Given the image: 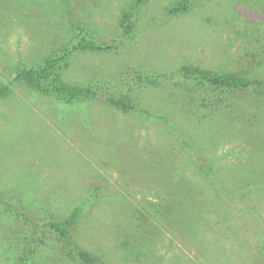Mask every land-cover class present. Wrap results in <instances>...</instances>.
I'll list each match as a JSON object with an SVG mask.
<instances>
[{
  "label": "rangeland",
  "instance_id": "obj_1",
  "mask_svg": "<svg viewBox=\"0 0 264 264\" xmlns=\"http://www.w3.org/2000/svg\"><path fill=\"white\" fill-rule=\"evenodd\" d=\"M133 4L0 0V264H80L74 245L103 264H264V0H146L126 32ZM81 40L108 49L56 77L90 100L13 81ZM184 66L258 84L217 90ZM186 97L214 113L198 121ZM74 209L71 245L48 225Z\"/></svg>",
  "mask_w": 264,
  "mask_h": 264
},
{
  "label": "trees",
  "instance_id": "obj_2",
  "mask_svg": "<svg viewBox=\"0 0 264 264\" xmlns=\"http://www.w3.org/2000/svg\"><path fill=\"white\" fill-rule=\"evenodd\" d=\"M145 1L146 0H134V4L130 7V9L122 14L121 23L126 32L131 30V18L134 11ZM186 10L187 6L184 3H179L169 10V14H182L185 13ZM107 49V47L98 46L90 40H81L76 44L66 45L57 54L46 58L40 66L30 68H18L15 71L13 81L18 82L19 84L24 85L26 87H29L37 92L51 94L59 100L67 103L88 101L93 96L91 90L88 87L64 84L57 79V73L59 72L61 67L66 63L70 55L73 53L100 52L106 51ZM180 74L186 79H194L198 81L200 85L217 90L231 91L237 93L242 92L251 85L258 84L255 81H247L234 74L217 75L192 66L182 67L180 70ZM9 93L10 89L8 86H0V99L5 98ZM107 102L109 105L113 106L118 110H130L124 100L108 99ZM179 107L186 114L195 116L198 121H202L214 113V111L205 110V112H203L202 110L195 108L193 106V102H191V99L187 97L182 99ZM169 121L171 122V120ZM202 172L204 175L209 177V174L212 172V170L208 168L207 170H202ZM10 203L8 200L0 198V207L3 208L4 212L7 214H10L12 212V207ZM199 204L200 203H190L189 207L191 210H193L197 206H199ZM202 204L204 205L205 202H203ZM17 206L21 207L20 201H18ZM78 215V209H74L66 220L57 223H50L48 227L55 233L59 234L62 239H65L67 244L70 243L71 245H74L72 239L70 238L69 231L75 225ZM26 253H24L23 256L21 255L19 259V264H25L27 262L28 255ZM73 255L80 264H103L92 254L82 250L77 245H74Z\"/></svg>",
  "mask_w": 264,
  "mask_h": 264
}]
</instances>
